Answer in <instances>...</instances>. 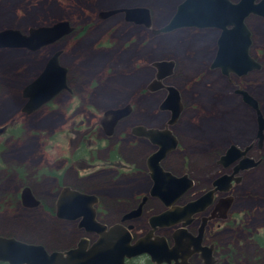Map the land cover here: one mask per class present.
Wrapping results in <instances>:
<instances>
[{
	"label": "flooded vegetation",
	"instance_id": "1",
	"mask_svg": "<svg viewBox=\"0 0 264 264\" xmlns=\"http://www.w3.org/2000/svg\"><path fill=\"white\" fill-rule=\"evenodd\" d=\"M228 1L236 4L240 0ZM259 2L260 0L255 1V3ZM117 16H122L124 20L123 14H117L110 18ZM96 19L100 21L98 14ZM250 19L264 20V18L250 14L244 20V24L250 34L251 44L249 46V54L250 48L253 47V30L247 25ZM169 20L161 27L165 26ZM57 21H63V19H58ZM70 21L69 19L68 22L73 31L68 36L60 39L59 43L63 44L67 41L68 43L73 42L76 44L81 42L80 40L84 37L86 29L84 27H77L78 25L75 26ZM124 22L126 21L124 20ZM127 24L134 25L132 23ZM136 26L144 30L143 33L147 35L146 42L150 39V34L152 37L157 38L174 34L177 31H185L188 32L186 35L187 39L194 34L206 35L207 32L214 31L215 38L211 40L209 62L201 70L202 72H209V74L217 71L230 83L233 82L230 80L232 77H237L234 74L222 75L218 69L211 67L218 50L217 40L221 34V30L181 27L167 33L154 35L150 28ZM152 28L157 29L153 27V22ZM230 29V26L225 27V30ZM24 33H27V31ZM209 34L211 35V33ZM72 39L77 40L73 41ZM55 43L49 45L50 47L46 46L48 48L43 47L34 52L25 49H8L27 51L31 56L33 54L41 56L42 50L47 49V54L44 59L40 57L37 60L36 56L32 59L31 62L34 64L32 65V69L34 70L33 78L28 83H19L16 117L10 125H4L0 128V139H3V136L11 130L10 127L15 125L16 139L22 140L26 134L24 122L22 125V121L25 119L39 120L46 116L50 120L55 121L57 126L48 133L45 164L40 171L35 170L31 173L26 172V169L24 170L22 166H19V169H15L18 186L12 193V201L0 202V208L5 209V211L12 210L14 212L23 211L32 213L40 211L41 213H45L53 224L63 223L73 225L78 232V236H75L70 245L60 250L48 251L50 253L73 250L81 240H85L84 244L86 245V250H88L98 240L99 235L97 233H88L84 228L79 227V219L68 221L57 217V206L63 191L77 192L92 196L95 199V203L92 205L95 221L105 227L104 233L106 236H118L119 230H122L128 232L130 246H134L140 240L142 241L143 253L131 258H125L121 264L228 263L232 252L229 243L223 242L225 232L231 226L234 227L240 224V220L237 217L231 216V206L234 204L232 191L243 181L240 173H246L250 170L241 171L234 175L232 187L228 192L220 190V187L214 186L213 182L221 176L232 175L233 169L242 160V157L232 165L223 167L222 164L218 163L223 156L220 155L214 163L223 172L212 177L205 185L200 184L197 178L192 176L191 171L187 167L186 154L182 150L180 137L183 134V131L180 129L183 128V126L181 127L182 114L188 107L185 105L182 89L180 90L171 84L175 77V63L166 59L158 61L168 62L172 67L166 68L164 72L165 76L160 80L161 86L155 90H152L153 87L151 88L150 86L153 80L156 79L157 73L152 65L153 78L151 81L148 79L145 82L141 80V83H114L116 70L113 72L112 69L110 71L106 69L104 74L107 77L103 78L104 82H101L100 77L98 81L94 78L90 83H86V87L81 89L77 83H83V76L85 77V74L82 72L83 66L81 70H72L67 63L63 64L62 60L69 50L63 47L59 48L55 46ZM186 48L187 46L183 48V51ZM234 48L237 51L236 46ZM103 49L109 50L110 47L104 46ZM57 52H60L58 56L59 65L65 69V83H63L62 89L49 101L38 109L27 112L25 106L29 99L25 96V89L39 76L49 58ZM199 54L201 53H197L196 55ZM251 58L258 62V57L251 56ZM140 72L141 76L144 77L147 69H143ZM202 72L198 74L196 72L193 79L188 83L199 81L202 77ZM132 76L131 74L129 75L130 78ZM232 84L234 85V95L238 96L243 105L251 109L253 113H256L255 110L244 102L242 95L236 94V91L248 92L244 88L245 83ZM136 85L138 86L136 91H134L133 86ZM168 88H172L179 99V103H177L179 104V110L176 112V115L171 109H161L163 102L169 95ZM107 89L118 90L116 93L119 96L107 92L104 98L101 99V108L94 107L93 105L99 101L101 92ZM156 95L159 98L156 104L158 110L156 116L158 117L150 116L148 107L144 105L149 102L150 97ZM250 96L255 101L256 106L259 107L257 99L253 95ZM113 98L118 99L119 105H110L109 102ZM141 104L144 106H140ZM121 109H125L126 111L123 112L121 118H118L114 122L112 127V117L107 113L111 110ZM136 114L138 116H135ZM186 129H190L188 124L186 125ZM150 131H153L154 134H150ZM154 141H158V143ZM172 146L174 147L171 148ZM248 147L250 149L247 157L257 162L256 167H258L263 162V158L261 157L263 144L259 146L257 142L253 141ZM1 149L2 144L0 142V151ZM239 149L243 150L244 148ZM158 151L161 153L159 167L163 171L170 173L176 179L177 184H180L176 187L175 192L171 193L176 197V202L174 203L175 215L173 218L175 219V223L170 226L153 224L150 221L153 217L160 216L167 211V208L158 198L160 192L157 188H154L149 167L151 165L150 160L153 162L151 157L158 153ZM253 151L259 156L258 159L251 155ZM176 164H179L178 171L174 170ZM239 177L240 182L235 183L234 179ZM29 178H32V182L34 183H44L47 186L46 198L44 200L38 197L34 190L29 187V184L32 183ZM183 183H186V185L192 184L186 187ZM25 188H29L32 196L39 202L37 206L31 208L23 206L21 192ZM183 189L185 190L181 193ZM214 189L216 190L215 192ZM163 190L166 193L171 192L170 183L164 182ZM209 193L212 194L208 200H203L196 207L187 208L189 204L196 202ZM177 194L179 197H177ZM227 200L230 201V205L226 210L224 209V201ZM83 208H85V205ZM114 227L116 230L110 232ZM0 237L17 240V238L10 235H0ZM256 240L260 246V250L264 252V242H261V239ZM18 241L20 240L18 239ZM159 260L161 263H158ZM0 264L7 263L0 262Z\"/></svg>",
	"mask_w": 264,
	"mask_h": 264
},
{
	"label": "rangeland",
	"instance_id": "2",
	"mask_svg": "<svg viewBox=\"0 0 264 264\" xmlns=\"http://www.w3.org/2000/svg\"><path fill=\"white\" fill-rule=\"evenodd\" d=\"M182 1L0 0V31L17 29L24 33L30 28L45 26L58 19H70L75 26L84 27L86 33L81 42L74 44L65 41L62 44L59 40L55 43V46L69 50L62 60L63 64L67 63L72 70H81L83 66V83H77L81 89L94 78L98 81L100 77L101 82H104L103 78L107 77L104 74L106 69H112L113 72L116 70L114 83H141V80L145 82L148 79L151 81L153 63L165 59L173 61L176 69L171 84L182 89L183 99L188 107L182 114L183 128H180L183 131L180 135L182 150L186 154L187 167L192 176L205 185L212 177L223 172L215 166L214 161L224 155L231 145L245 148L251 142H256V115L234 95L232 83H245L244 88L257 99L258 108L264 118V20L250 19L247 22L253 30V47L250 48L249 55L258 57L261 69L241 78L232 77L230 80L233 82L230 83L217 71L209 74L201 70L209 62L214 31L207 32L206 35L194 34L187 39L188 32L185 31L157 38L150 34V39L146 42L147 35L143 33L144 30L127 24L122 16L100 21L96 19L97 14L103 10L145 7L150 9L153 27L158 28L172 17L175 6ZM104 46H109L110 49L104 50ZM46 50H42L41 56H31L27 51L0 50V128L10 125L15 119L18 85L31 81L34 75V64L31 61L35 56L37 60L40 57L44 59ZM197 53L201 54L196 55ZM143 69H147L144 77L140 72ZM196 72H202V77L197 82L188 83ZM130 74L133 75L131 78ZM137 86H133L134 91ZM116 91L118 90L102 91L99 101L93 106L101 108L100 102L106 93L119 96ZM158 101L156 95L144 104L148 107L150 116L158 117ZM109 103L112 106L119 105L117 98ZM23 122L26 134L22 140L16 139L15 125L0 139L1 203L12 201V193L18 186L15 169L22 166L29 173L40 171L47 157L48 133L57 126L55 121L46 116L39 120L25 119L22 125ZM187 124L190 126L189 130L186 129ZM251 155L256 159L259 157L254 151ZM261 157V165L246 173H240L243 181L232 191L234 204L231 206V216L237 217L241 225L231 226L225 232L223 242L229 243L232 254L228 263L222 264H264V252L256 242V239L264 242V142ZM174 168L178 171L179 164ZM29 180L32 182V178ZM29 185L38 197L43 200L46 198L47 186L44 183L32 182ZM0 235H10L22 242L42 245L47 251H53L70 245L78 232L71 224H53L40 211L14 212L0 208Z\"/></svg>",
	"mask_w": 264,
	"mask_h": 264
},
{
	"label": "water",
	"instance_id": "3",
	"mask_svg": "<svg viewBox=\"0 0 264 264\" xmlns=\"http://www.w3.org/2000/svg\"><path fill=\"white\" fill-rule=\"evenodd\" d=\"M256 0H240L232 4L228 0H183L180 2L169 20V22L157 29L152 28V17L149 9L145 7L115 8L103 10L98 13V19L106 20L114 15L123 14L127 23L150 28L152 34L167 33L181 27H195L198 29L211 28L221 30L217 40V53L211 64L213 69H218L222 75L234 74L237 77L246 76L248 73L261 69L260 63L254 61L249 55L251 44L250 34L244 24L245 18L250 15H257L264 18V0L255 3ZM230 26V30H225ZM73 31L68 21H56L50 25L30 28L27 33H21L16 29H4L0 31V50L2 49H25L34 52L40 48L49 46L68 36ZM237 51L235 50V47ZM60 52L53 54L39 76L33 80L25 89V96L28 102L25 106L27 112H32L49 101L57 92L62 89L65 83V69L59 65L58 56ZM152 66L156 69V79L151 83L152 90L161 86L160 80L164 78L166 68L172 66L168 62H155ZM169 95L163 102L161 109H171L173 113L179 110V99L172 88ZM236 94L243 96L244 102L249 105L256 114L257 131L255 141L259 146L264 141V118L253 98L246 91H236ZM125 109L111 110L107 114L111 115V126L123 116ZM111 127V128H112ZM150 134H154L150 131ZM158 143V141H154ZM172 146L171 148H173ZM250 147L243 150L231 145L220 158L219 164L228 167L242 160L235 166L230 176H221L214 182V186L220 190L229 191L232 187L233 176L241 171L250 170L258 164L247 157ZM160 151L154 154L150 160L151 177L154 188L160 192L158 197L167 211L160 216L153 217L150 221L153 224L170 226L175 223L174 203L176 197L171 193L175 192L178 185L176 179L170 173L163 171L159 167ZM170 183L171 192H164L163 185ZM235 183L240 182V177L234 179ZM192 183L184 186L189 187ZM183 189L181 193L184 191ZM216 190L214 189V192ZM180 193V194H181ZM209 193L196 202L189 204L187 208L196 207L203 200H208ZM177 197L179 195L177 194ZM21 201L25 207H35L38 201L32 196L29 188L21 192ZM210 202V201H209ZM95 199L92 196L68 192L64 190L58 203L57 217L59 219L75 221L80 220L79 227L84 228L88 233H97L98 240L86 250L85 240H81L77 247L66 252H48L44 246L23 243L18 240L0 237V262L7 264H121L125 258H131L143 253V243L138 241L134 246H130V236L128 232L119 230L118 236H106L105 227L95 221V214L92 205ZM85 205V208L83 206ZM230 201H224V209H228ZM136 213V212H135ZM164 222V223H161ZM116 228H112L113 232ZM118 230V228H117ZM168 262V261H166ZM158 263H161L159 260Z\"/></svg>",
	"mask_w": 264,
	"mask_h": 264
}]
</instances>
